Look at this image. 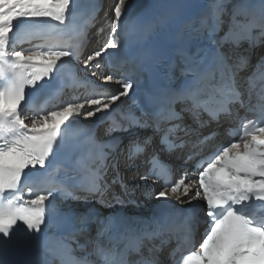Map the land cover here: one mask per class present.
Segmentation results:
<instances>
[{
  "label": "snow or ice",
  "instance_id": "snow-or-ice-1",
  "mask_svg": "<svg viewBox=\"0 0 264 264\" xmlns=\"http://www.w3.org/2000/svg\"><path fill=\"white\" fill-rule=\"evenodd\" d=\"M72 3L0 0V254L10 244L39 233L46 222L52 187L28 181L52 175L49 165L65 140V129L78 117L88 122L106 117L118 102L139 90L132 104L121 109V120L107 129L109 134L118 131L119 136L102 141L88 135L75 142L65 167L64 186L56 190L73 200L95 197L106 205L109 184L104 176L111 169L116 173L111 183H120L127 195V185L119 176L121 154L127 152L123 161L127 167L158 137L145 157L151 167L141 179H163L165 187L155 193L157 200L187 206L185 215L194 221L192 230L201 217L206 225L198 251L185 255L183 264H264V90L253 103L257 94L251 86L243 87V81L251 77L241 75L253 56L256 66L264 69V0L258 8L251 0H212L200 15L188 20L165 5L159 16L148 21H127V0H117L112 9V34L99 50L87 55L83 65L100 68L110 50L118 53L126 70L100 75L105 83L118 87L110 94L26 117L29 91L50 82L64 59L74 53L33 49L25 54L15 50L11 34L26 19L52 18L63 23ZM192 39L197 41L195 47L182 44L174 48L176 41ZM242 42L248 47L242 49ZM173 48L175 58L170 54ZM257 48L262 50L257 52ZM241 109L252 112L255 119L240 117ZM223 120L241 121L242 130L229 131L230 142L216 145L197 160L203 155L199 149L215 136L212 125L219 128ZM145 128H151L153 135L141 137L140 130ZM201 129H209L208 134ZM170 136H175V142ZM173 153H180L177 159L184 164L195 163L191 179L181 166L177 169L181 175L169 187L174 168L163 156ZM25 188L29 199L24 198ZM201 201L199 208L193 204ZM171 215L161 212L148 226L133 229L127 220L87 208L70 212L57 220L61 232L54 237V245L43 242L40 258L32 264H56L57 260L59 264H129L130 252H141L146 241L154 242L171 230ZM93 227L95 236H91ZM81 237L91 245L89 255L96 257L94 261L73 256L74 245L85 246L80 244ZM101 238L106 240L103 246ZM167 243L165 239L159 245L152 243L150 256L134 264H164L155 254ZM0 264L6 261L0 259Z\"/></svg>",
  "mask_w": 264,
  "mask_h": 264
},
{
  "label": "bare ground",
  "instance_id": "bare-ground-1",
  "mask_svg": "<svg viewBox=\"0 0 264 264\" xmlns=\"http://www.w3.org/2000/svg\"><path fill=\"white\" fill-rule=\"evenodd\" d=\"M233 1H235V0H231V2H233ZM116 2H117V0H101L98 9L95 11L94 15L90 19V21H91L90 24L87 26V30H88L87 31L88 32V43L86 46L87 52H92L93 49H97L96 46L99 43V41L96 40L97 39V35H96L97 30L100 29L103 32V34L101 36H105L104 33H106L108 31V23H110L112 20V17H113L112 9L114 8V5ZM130 2H134V0H127V5ZM74 8H75V3L73 2L70 10H72ZM29 20L30 19L22 20L21 22L17 23L15 26L21 25V24H23ZM262 48H264V46H262ZM262 48H257L256 51L260 52L262 50ZM15 50L21 51V49H18V48H15ZM24 53L27 54V52H24ZM81 62H82V66L84 67L83 61H81ZM95 68H97V67L92 66L91 69H86L84 67V69L81 73H82V76H85V77L90 76L92 78V80H94L97 84H100V83L104 82L102 79H100V76L99 75H97V76L92 75L93 71H96L98 73V71ZM75 93L77 94V96H71L70 97L68 95L65 98L61 99L59 104L52 111L57 110L58 108L65 106L68 103H79V102H81L80 98L83 95L82 88L75 89ZM124 104H125V102L122 103V105H124ZM120 112H121L120 108H115V110L112 111V114L118 115ZM24 115L26 117L33 116L31 114H25V113H24ZM76 120L81 121L83 123L91 124L92 122H94L97 119H94L93 121L88 122V121H84V119L82 117H78ZM107 129H108L107 124H103L102 126H100L97 130L99 136L101 134L107 132ZM119 135H120L119 132H113L110 134V136H119ZM119 170H120V172H122L125 170V168L120 166ZM136 171H138V170H136ZM123 174L127 175L126 172ZM135 198H138V197H135ZM143 200L145 202H148V201H150V198L146 197V198H143ZM58 201L61 203L64 202V200H61V199H58ZM92 201L97 202L99 200H98V198L93 197ZM106 201L108 202L109 199H107ZM66 202H67L66 203L67 206H74V207L80 208V207H83V205L90 203L91 201L67 200ZM122 206H125L126 210L129 212H142L143 211V207L138 202L135 203L134 205H127L125 203H122Z\"/></svg>",
  "mask_w": 264,
  "mask_h": 264
}]
</instances>
